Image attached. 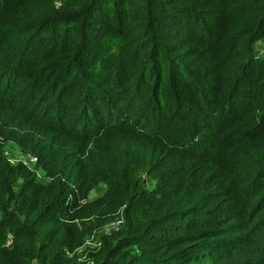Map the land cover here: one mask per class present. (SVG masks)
<instances>
[{
	"label": "trees",
	"instance_id": "obj_1",
	"mask_svg": "<svg viewBox=\"0 0 264 264\" xmlns=\"http://www.w3.org/2000/svg\"><path fill=\"white\" fill-rule=\"evenodd\" d=\"M263 49L264 0H0V264H264Z\"/></svg>",
	"mask_w": 264,
	"mask_h": 264
},
{
	"label": "rangeland",
	"instance_id": "obj_2",
	"mask_svg": "<svg viewBox=\"0 0 264 264\" xmlns=\"http://www.w3.org/2000/svg\"><path fill=\"white\" fill-rule=\"evenodd\" d=\"M264 50V49H263ZM8 152L10 154V157L12 159L11 162H17L19 160L23 161L24 163L27 161V157H28V154L27 155H24L22 154L19 149L16 147V146H13V145H9L8 146ZM29 163V162H28ZM38 173H39V176H42L41 175V172L38 170ZM96 193L95 192H91L90 194V197H93L95 196ZM120 213H119V217H120ZM118 217V218H119ZM115 219H111L110 221H108L107 223H105L100 229H98L99 232L101 233H105V234H109L110 232H107L106 231V228H107V225L114 221ZM7 239H8V236H7ZM99 241V238H96L94 235L90 236L85 242H84V246H88V247H92L94 246V244H97V242ZM6 245L9 246L10 244H8V240L6 242ZM80 250V249H78Z\"/></svg>",
	"mask_w": 264,
	"mask_h": 264
},
{
	"label": "built area",
	"instance_id": "obj_3",
	"mask_svg": "<svg viewBox=\"0 0 264 264\" xmlns=\"http://www.w3.org/2000/svg\"><path fill=\"white\" fill-rule=\"evenodd\" d=\"M29 162V163H28ZM36 162V157L32 156V155H28L27 157V161L25 162L26 164H34ZM122 217L120 216L119 218L115 219L114 221L110 222L107 225L106 231L107 232H111L112 230L117 229L121 224H122ZM99 243V241L97 242V244ZM8 244H10V239L8 240ZM94 244V245H97Z\"/></svg>",
	"mask_w": 264,
	"mask_h": 264
}]
</instances>
